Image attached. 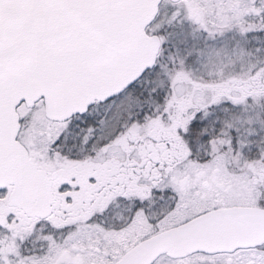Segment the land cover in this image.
Wrapping results in <instances>:
<instances>
[{
    "label": "snow or ice",
    "instance_id": "obj_1",
    "mask_svg": "<svg viewBox=\"0 0 264 264\" xmlns=\"http://www.w3.org/2000/svg\"><path fill=\"white\" fill-rule=\"evenodd\" d=\"M0 264H264V0H0Z\"/></svg>",
    "mask_w": 264,
    "mask_h": 264
}]
</instances>
